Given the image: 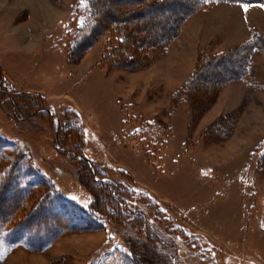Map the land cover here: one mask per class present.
<instances>
[{
  "label": "rangeland",
  "instance_id": "rangeland-1",
  "mask_svg": "<svg viewBox=\"0 0 264 264\" xmlns=\"http://www.w3.org/2000/svg\"><path fill=\"white\" fill-rule=\"evenodd\" d=\"M75 4L0 0V92L4 78L15 93L42 96L56 117L37 115L36 105L24 107L25 98L9 104L13 94L0 96V137L24 154L30 173L22 183L32 182L26 212L44 200L78 213L90 206L93 184L67 151L78 144L129 192L126 206L141 211L154 234L158 230L156 253L168 264H264V168L257 156L264 142V53L253 54L245 81L195 93V99L186 90L205 58L241 49L254 33L264 40V2L205 7L166 49L115 67L104 61V38L69 61L84 22ZM153 17L160 27L159 15L146 20ZM76 115L84 144L72 130L59 143L60 120ZM222 122L230 129L226 136L213 130ZM151 123L164 129L157 149L145 135ZM103 225L65 234L42 253L30 252L24 240L12 242L10 226L0 228V264H93L116 246L128 251L124 233Z\"/></svg>",
  "mask_w": 264,
  "mask_h": 264
},
{
  "label": "trees",
  "instance_id": "trees-1",
  "mask_svg": "<svg viewBox=\"0 0 264 264\" xmlns=\"http://www.w3.org/2000/svg\"><path fill=\"white\" fill-rule=\"evenodd\" d=\"M145 1L147 0H127L124 4L122 0H76L75 13L81 15L84 22L72 39L69 61H79L100 38H104L107 43L105 62L113 67L125 63L132 65L144 59L150 49L159 47L166 49L180 34L182 24L205 7L214 4L248 5L264 2V0H153L154 2L146 4ZM140 6H143V10H136L135 7ZM167 13L173 16L169 17ZM153 14L159 15V19L162 20L158 28L153 24L156 17L146 20L148 15ZM131 19L143 21L133 23ZM144 22L146 24H143ZM256 52L264 53V40L260 34L254 33L241 49L205 58L187 84L189 96L195 99V93L198 95H205L209 91L214 93L232 82L245 81L251 69V58ZM2 79L1 85L3 84L4 89L0 96L7 95L8 92L14 95L8 98L9 104L25 98L24 107L36 105L37 109L34 112L37 115L42 114L55 121L56 117L51 113L50 107L44 106L42 96L15 93L4 78ZM29 98L36 100L29 104ZM63 122L61 119L60 127H56V133L59 134L58 142L62 143L68 139L67 132L72 130L81 135L84 144L83 131L77 115L75 119H68L65 124ZM223 124L225 129L222 127ZM145 129L148 143H155L152 147L157 149L156 142L163 134V126L151 123ZM213 130L215 134L222 136L230 132L226 122L215 125ZM70 148L67 149L68 153L73 154L74 160L85 168L86 184L88 185L89 179L93 184V187L88 185L93 197L92 203L83 212L78 213L74 212V209L67 211V207L62 203L53 205L44 200L37 209L27 213L26 203L32 182L28 185L22 184L30 176L25 167L26 158L24 154L17 152L15 146L0 137L2 165L0 228L8 226L13 228V224H19L13 228L9 239L14 243L24 240L30 252L42 253L65 234L98 231L106 224L124 233L123 240L128 251L116 246L104 252V255L93 264H144V262L168 264L166 259L160 258L156 253L157 243L162 241L161 234L158 230L157 234H154L141 211H134L130 206H126L125 200L129 192L113 183L97 164L87 159L78 144ZM258 150L260 166L264 168V142ZM95 219L99 221V225Z\"/></svg>",
  "mask_w": 264,
  "mask_h": 264
},
{
  "label": "crops",
  "instance_id": "crops-1",
  "mask_svg": "<svg viewBox=\"0 0 264 264\" xmlns=\"http://www.w3.org/2000/svg\"><path fill=\"white\" fill-rule=\"evenodd\" d=\"M42 10L44 11L45 9H42ZM45 14L52 15V16L55 15V14H49L48 12H46V10H45Z\"/></svg>",
  "mask_w": 264,
  "mask_h": 264
}]
</instances>
